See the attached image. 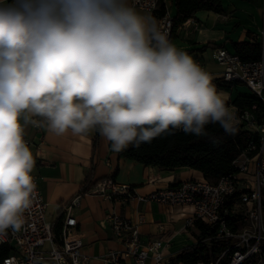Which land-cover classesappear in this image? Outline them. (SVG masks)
Returning a JSON list of instances; mask_svg holds the SVG:
<instances>
[{"label": "clouds", "instance_id": "1", "mask_svg": "<svg viewBox=\"0 0 264 264\" xmlns=\"http://www.w3.org/2000/svg\"><path fill=\"white\" fill-rule=\"evenodd\" d=\"M33 117L57 136L98 130L117 153L237 126L210 75L129 0H0V235L35 195Z\"/></svg>", "mask_w": 264, "mask_h": 264}, {"label": "built area", "instance_id": "2", "mask_svg": "<svg viewBox=\"0 0 264 264\" xmlns=\"http://www.w3.org/2000/svg\"><path fill=\"white\" fill-rule=\"evenodd\" d=\"M129 3L149 13L160 8V0H129ZM171 20L172 16L165 7L158 17V26L168 36ZM212 57L222 65L221 77L225 82L245 84L252 95L264 104V37L259 57L255 60L241 59L236 52L222 46L213 48ZM33 119L41 125L40 119ZM237 120V124L246 128L251 137L245 150L233 161L236 171L221 176L216 182L204 178L187 179L173 186L139 194L135 186L109 176L96 181L85 192L121 204L136 200L190 206L192 213L188 225L195 220L216 225L215 232L209 238L230 240L229 246L217 256L194 264H264V113L259 116L256 105H252L240 110ZM24 139L29 145V140L25 136ZM32 175L35 195L30 207L23 213L21 228L18 231L8 229L0 235V245L12 247V252L3 257L0 264H85L88 255L76 234L77 219L74 215L81 192L62 205L60 222L55 226L46 218L47 202L40 193L38 177L33 172ZM229 197L234 198V205L235 202L238 204L236 209L243 207L241 218L232 226L221 214ZM105 222L121 248L108 250L102 256L103 261L148 264L150 260V264H185L174 262L164 255L163 248L168 246L167 241L152 237L141 239L139 225L145 222L143 213L137 212L134 218H129L111 211L105 215Z\"/></svg>", "mask_w": 264, "mask_h": 264}, {"label": "crops", "instance_id": "3", "mask_svg": "<svg viewBox=\"0 0 264 264\" xmlns=\"http://www.w3.org/2000/svg\"><path fill=\"white\" fill-rule=\"evenodd\" d=\"M162 1L173 17L176 13L174 0ZM221 6L219 12L196 11L178 27L170 41L178 50L187 52L210 75L217 91L226 96L230 109L236 114L237 108L232 104L236 95L251 94L240 89L239 84H232L230 90L216 85L215 79L221 78L222 65L213 59L212 50L222 46L235 52L233 42L259 43L261 50L264 0H221ZM136 10L153 17L158 24L160 8L153 13ZM36 118L42 121L41 126L36 128L29 123L25 126L24 136L30 142L28 147L35 159L33 173L39 179L40 193L47 202L46 218L58 226L62 205L81 192L74 215L77 219L76 234L88 255L85 264H113L103 261L102 256L110 249L121 248L105 222V215L111 211L129 218H134L137 212L143 213L145 222L139 225L141 239L152 237L167 241L168 246L163 248V253L174 262L185 247L197 240L198 229L194 222L187 224L192 213L190 206L136 200L121 204L94 193L82 192V188L89 189L96 181L110 176L135 186L139 194H147L183 180L203 179L200 171L189 167L146 166L114 152L111 142L97 130L83 135H74L69 130L57 136L48 130L43 118ZM237 205L235 202L233 211L241 214L243 207L236 209ZM124 264L132 263L127 261Z\"/></svg>", "mask_w": 264, "mask_h": 264}, {"label": "trees", "instance_id": "4", "mask_svg": "<svg viewBox=\"0 0 264 264\" xmlns=\"http://www.w3.org/2000/svg\"><path fill=\"white\" fill-rule=\"evenodd\" d=\"M174 4L176 13L171 20L169 39L186 19L194 16L196 11L204 9L219 12L222 9L221 0H174ZM164 8V3L160 0L159 15L164 12ZM233 47L241 59L255 60L260 54L259 43L233 42ZM215 83L225 90H230L232 84H239L225 82L222 77L216 78ZM227 104L229 106L228 101ZM232 104L237 108L236 116L240 110L250 108L252 105H256L259 116L264 113V104L253 95L237 94ZM207 133L208 135L202 137L186 135L182 131H177L174 135L164 134L151 143H141L139 147L129 146L119 152V155L146 166L189 167L200 171L204 179L216 182L221 176L236 171L233 161L245 150L251 136L241 124H237L235 133L231 135L226 134L219 124L208 125ZM86 190V187L82 188V192ZM233 206L234 198L229 197L221 209V214L225 216L229 226L234 225L241 218L240 213L233 211ZM194 225L198 229L197 240L185 247L177 255L176 261L194 264L199 260L214 258L229 246L230 240L219 241L209 238L215 232L216 225L201 220H195ZM11 252L12 247L8 244L0 245V263L2 258Z\"/></svg>", "mask_w": 264, "mask_h": 264}, {"label": "rangeland", "instance_id": "5", "mask_svg": "<svg viewBox=\"0 0 264 264\" xmlns=\"http://www.w3.org/2000/svg\"><path fill=\"white\" fill-rule=\"evenodd\" d=\"M239 86H240V89H243V91H248L252 95L251 91L245 84L239 83Z\"/></svg>", "mask_w": 264, "mask_h": 264}]
</instances>
